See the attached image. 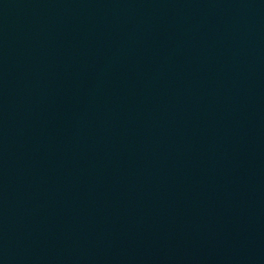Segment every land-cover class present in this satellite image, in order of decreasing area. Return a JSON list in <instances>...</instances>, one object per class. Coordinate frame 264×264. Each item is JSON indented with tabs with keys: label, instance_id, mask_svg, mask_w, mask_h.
Returning a JSON list of instances; mask_svg holds the SVG:
<instances>
[{
	"label": "water",
	"instance_id": "obj_1",
	"mask_svg": "<svg viewBox=\"0 0 264 264\" xmlns=\"http://www.w3.org/2000/svg\"><path fill=\"white\" fill-rule=\"evenodd\" d=\"M0 264H264V0H0Z\"/></svg>",
	"mask_w": 264,
	"mask_h": 264
}]
</instances>
